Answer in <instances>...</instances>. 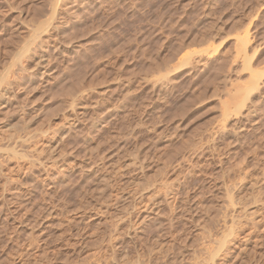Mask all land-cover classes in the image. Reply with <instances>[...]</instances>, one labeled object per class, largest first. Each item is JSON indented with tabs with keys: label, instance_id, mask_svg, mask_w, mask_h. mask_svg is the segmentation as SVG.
<instances>
[{
	"label": "rangeland",
	"instance_id": "374dc122",
	"mask_svg": "<svg viewBox=\"0 0 264 264\" xmlns=\"http://www.w3.org/2000/svg\"><path fill=\"white\" fill-rule=\"evenodd\" d=\"M4 92L0 264H192L234 217L264 264V0H0Z\"/></svg>",
	"mask_w": 264,
	"mask_h": 264
},
{
	"label": "bare ground",
	"instance_id": "6f19581e",
	"mask_svg": "<svg viewBox=\"0 0 264 264\" xmlns=\"http://www.w3.org/2000/svg\"><path fill=\"white\" fill-rule=\"evenodd\" d=\"M248 28V27H247ZM247 28H246V31L244 30L242 33H240L238 36H237V39H236V42L240 45L239 47V51H237V54H236V58H238V59H242V53H244L245 55H247V53H249V52H255L256 51V47L254 46V45H249V41H250V32L247 30ZM255 50V51H254ZM247 59H248V57H247ZM40 61V60H39ZM46 60H44V62H45ZM238 61V60H237ZM243 61V60H242ZM48 62V61H47ZM46 62V63H47ZM42 63V62H41ZM45 63V64H46ZM245 63H246V61H245ZM241 64V67H242V62L240 63ZM248 64H249V62H248ZM245 65V64H244ZM41 66L42 67H45L44 65H43V63L41 64ZM246 66V65H245ZM249 66V65H248ZM48 67V66H47ZM250 68H252L251 67V65L249 66ZM248 67V68H249ZM39 70H40V68H39ZM251 70V69H250ZM252 70H253V68H252ZM46 71V70H45ZM254 71V70H253ZM253 71H251L253 74L251 75L252 76V78H251V82H250V87H249V89L251 90V89H258L259 88V86H260V83H259V80L261 79V74H260V76H259V74H255V72H253ZM46 73L43 71V75H45ZM43 77V76H42ZM4 80V79H3ZM5 80H6V78H5ZM4 82V81H3ZM2 82V83H3ZM9 84V83H8ZM11 84V83H10ZM248 87V86H247ZM9 88V87H8ZM244 88V87H243ZM245 89V88H244ZM241 90V89H240ZM3 91V90H2ZM239 91V90H238ZM237 91V92H238ZM248 91V90H247ZM72 94V93H71ZM245 95V94H244ZM3 99V100H2ZM12 99H13V97H11V95H8V93L6 94L5 92L2 94V95H0V101H2V102H0V107H2V109H8L9 108V106H10V104H11V102H12ZM13 106V105H12ZM15 107L17 106V105H14ZM23 107V106H22ZM25 108V107H24ZM241 109H242V101H240L239 100V98H237V97H231V99L230 100H228V101H226L225 102V107H224V110H223V117H224V121H225V124H224V126H223V128H229L228 126H230V128H233V129H235V128H240V127H242V126H240V119L238 118V115H239V113H240V111H241ZM17 110V109H16ZM26 111V110H25ZM14 112H16V111H14ZM25 113V112H24ZM27 113V112H26ZM230 120V124L227 126V124H226V122H228ZM32 121V120H31ZM229 128V129H230ZM222 129V128H221ZM226 131V130H225ZM227 195H231V194H227ZM231 197V196H230ZM230 199V198H229ZM233 197L231 198V200H229V202L231 201V202H234L233 200ZM175 202V201H174ZM230 202V203H231ZM237 202V201H236ZM235 202V203H236ZM173 205H174V203H173ZM235 205V204H234ZM204 206V205H203ZM237 206V205H236ZM153 207V206H152ZM221 207V206H220ZM233 207V206H232ZM228 210V209H227ZM226 210V211H227ZM234 211H235V209H234ZM233 211V212H234ZM156 212H158V211H156ZM161 212H163V211H161ZM204 212V211H203ZM206 212V211H205ZM227 213V212H226ZM238 213V212H237ZM159 214V213H158ZM158 214H156V215H158ZM164 214V213H163ZM168 214V213H167ZM225 214V213H224ZM231 214H232V217H234L233 216V213H232V211H231ZM160 215H162V214H160ZM227 215V214H226ZM167 216V215H166ZM201 216V215H200ZM205 216V215H204ZM229 216H231V215H229ZM161 217V216H160ZM162 217H163V215H162ZM165 217V216H164ZM202 217V216H201ZM207 217V216H206ZM224 217V216H223ZM231 217V218H232ZM211 218V217H210ZM225 218V217H224ZM227 218V217H226ZM235 218V217H234ZM231 219V225H229L228 224V222L227 223H225L226 224V227L228 228V232L227 231H225L224 232V230H220L221 232H222V234H219L218 236L217 235H212V233H213V231L211 230H209L208 228H207V230H209L210 232H211V235H212V237H213V239H209L210 241H209V243H208V239H207V236L206 235H208L210 232H208L207 234H206V232L205 231H207V230H204V232L203 231H201V232H203L204 233V235L206 236V237H204L203 236V238H202V236L201 235H199V233H201V232H199L197 235H196V237L197 238H195V236L194 237H192V239L194 238V239H198L199 238V240H201L200 238H202V240L204 239V238H206L205 239V242H204V240H203V242L205 243L204 244V246H202L203 248H202V251L200 250V251H198L199 253H196V255L194 256V260H193V263H192V261L190 262V263H192V264H227V262L229 263L230 261L233 263V264H251V262L253 263V259L256 261V259H258L259 260V255H261V254H259V250H258V248H257V246L256 245H254V242H252V240H253V234H254V232H251L250 234H248L247 236H242V247H244V246H247V247H245L244 249H242V253L240 252L239 253V251H240V249L241 248H239V251L237 250V249H235V250H237L238 251V253L237 252H234V247H235V243L236 242H234L235 240H236V238L234 237L236 234H238V232L237 231H234L233 230V228L234 229H236L235 228V219ZM230 219V218H229ZM236 219H237V216H236ZM166 220V219H165ZM202 220V219H201ZM200 220V221H201ZM226 220V219H225ZM207 221V220H206ZM238 221V220H237ZM162 222V221H161ZM164 222V221H163ZM167 222V221H166ZM165 222V223H166ZM197 222V221H196ZM199 222V221H198ZM204 222H205V219H204ZM207 222H209V221H207ZM206 222V223H207ZM212 222V221H211ZM210 222V223H211ZM238 223V222H237ZM229 225V227H228V225ZM128 225V224H127ZM126 225V226H127ZM164 225V224H163ZM201 225V224H200ZM204 225H205V223H204ZM207 225V224H206ZM132 226V225H131ZM167 226V225H166ZM242 227V234H244L245 232H246V230H247V228L246 227H244V224H242L241 225ZM168 227V226H167ZM170 227H172V226H170ZM169 227V228H170ZM204 227V226H203ZM206 227H208V226H205V228ZM237 227V226H236ZM124 228V227H123ZM123 228H120V229H123ZM161 228V227H160ZM184 228V227H183ZM198 228V227H197ZM200 228H202V226L200 227ZM199 228V229H200ZM212 228V227H211ZM225 228V227H224ZM119 229V233H120V235H122L121 234V232H122V230H120ZM125 229V228H124ZM166 229V228H165ZM171 229V228H170ZM214 229V228H213ZM240 229V228H239ZM202 230V229H201ZM225 230H226V228H225ZM238 230V229H237ZM124 231V230H123ZM168 232V230H165V232ZM183 231V230H182ZM197 231V230H196ZM164 232V231H163ZM164 232V233H165ZM187 232H188V230H187ZM191 232V231H190ZM237 232V233H236ZM218 233V232H217ZM220 233V232H219ZM187 234V233H186ZM203 235V234H202ZM160 236V235H159ZM162 236V235H161ZM198 236H200V237H198ZM210 236V235H209ZM208 236V237H209ZM217 236V237H216ZM238 236V235H237ZM116 237V236H115ZM141 237H143V236H141ZM188 237V236H187ZM211 237V238H212ZM246 238V239H245ZM145 239V238H144ZM159 240V239H158ZM199 240H195V241H193L192 240V242L193 243H195L196 241H199ZM243 240H245V241H243ZM145 241V240H144ZM206 241H207V243H206ZM238 241V240H237ZM135 242H136V240H135ZM139 242V241H138ZM200 242H202V241H200ZM234 242V243H233ZM126 243H129V242H126L123 238H120V236H118L117 237V240H116V238H115V242H113L112 243V245H111V249H110V251L107 253V255H106V257L107 258H110V259H112L114 262H115V264H131L132 263V261H133V256H132V254H131V250H130V252H129V250L128 251H126V249L125 248H127L126 247ZM133 243V242H132ZM158 243V242H157ZM192 243V244H193ZM196 243H198V242H196ZM195 243V244H196ZM232 243H233V245H232ZM160 244V243H159ZM201 244V243H200ZM129 245V244H128ZM135 245V244H134ZM142 246V245H141ZM148 246V245H147ZM149 246H151V245H149ZM154 246V245H153ZM152 246V247H153ZM164 246V245H163ZM249 246V247H248ZM142 247H144V246H142ZM151 247V248H152ZM165 247V246H164ZM193 247V246H192ZM196 246H194V248H195ZM131 248H133L132 246H131ZM156 248V246L154 247V248H152V250H151V252H152V254L155 252V249ZM237 248V247H236ZM145 249V248H144ZM168 249V248H167ZM166 249V250H167ZM158 251L160 250L159 248L157 249ZM194 250V249H193ZM106 251V250H105ZM158 251H156L155 253H157ZM161 251H162V253H163V250L161 249ZM195 251H197V250H195ZM233 251V252H232ZM134 252V251H133ZM147 252V251H146ZM149 252V251H148ZM160 252V251H159ZM166 252V251H165ZM193 252V251H192ZM104 253V252H103ZM261 253V252H260ZM145 254V253H144ZM159 254V253H158ZM157 254V255H158ZM163 254H166V253H163ZM151 255V254H150ZM110 256V257H109ZM154 256V255H153ZM262 256V255H261ZM105 257V258H106ZM155 257V256H154ZM151 258V257H150ZM157 258V257H156ZM187 258V257H186ZM184 259V258H183ZM107 260V259H106ZM109 260V259H108ZM150 260H152V258L150 259ZM109 261H111V260H109ZM112 261V262H113ZM147 261H149V259L147 260ZM137 262V261H136ZM144 263H146V261L144 262ZM144 263H142V261H138V263L137 264H144ZM154 263H156L155 262V259H153L152 261H149V263H146V264H154ZM174 264H175V262H173ZM258 264H259V262H257ZM102 264V263H101ZM109 264H110V262H109ZM111 264H113V263H111ZM169 264V263H168ZM172 264V263H171ZM230 264V263H229ZM256 264V263H255Z\"/></svg>",
	"mask_w": 264,
	"mask_h": 264
}]
</instances>
